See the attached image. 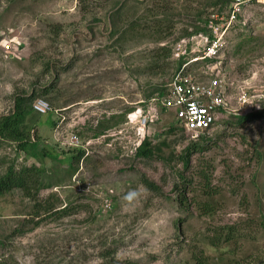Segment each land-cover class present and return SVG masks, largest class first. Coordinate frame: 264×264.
<instances>
[{"label": "rangeland", "instance_id": "374dc122", "mask_svg": "<svg viewBox=\"0 0 264 264\" xmlns=\"http://www.w3.org/2000/svg\"><path fill=\"white\" fill-rule=\"evenodd\" d=\"M230 7L0 0V121L22 104L29 142L0 130V176L35 165L48 184L0 195V264L264 263V0L243 3L203 57ZM183 67L223 79L230 99L198 137L161 102ZM145 138L153 156L137 155Z\"/></svg>", "mask_w": 264, "mask_h": 264}, {"label": "built area", "instance_id": "2783aa9c", "mask_svg": "<svg viewBox=\"0 0 264 264\" xmlns=\"http://www.w3.org/2000/svg\"><path fill=\"white\" fill-rule=\"evenodd\" d=\"M247 0H230L231 7L227 16H216V20H210L208 24L209 31L212 35H203L204 39L209 42V47L203 57L215 55L223 44L224 34L229 28V24L238 16L243 3ZM7 49H11V44H5ZM187 70V69H186ZM162 106L174 111V116L178 123L192 137H198L207 132H211L218 124L220 116L227 112L229 107V96L227 95V86L223 79L211 77L208 80H197L192 75L185 72L183 67L173 78L168 89V93L163 98ZM36 111L46 114L51 110L49 104L39 99L35 102ZM156 110L150 107L149 113ZM143 109L138 107L128 116L130 119L134 115H142ZM145 114L144 124L149 120L154 121L150 114ZM79 140L78 136H72V143ZM264 264V263H263Z\"/></svg>", "mask_w": 264, "mask_h": 264}, {"label": "trees", "instance_id": "16d2710c", "mask_svg": "<svg viewBox=\"0 0 264 264\" xmlns=\"http://www.w3.org/2000/svg\"><path fill=\"white\" fill-rule=\"evenodd\" d=\"M203 29L206 30L205 27ZM16 107V111L13 114L2 118V120L0 121V130L2 133H4V135L7 134L9 138L19 141V146L21 150H26V146L29 145V142H25L22 139V134L20 130V123L23 119V114L26 109L24 107L22 108V104H17ZM245 118H247V116H245ZM175 119L178 122L176 117ZM186 152L187 154L183 155V159L184 163L188 165L191 147H188L186 149ZM154 153L155 150L153 148L152 142L149 140V138H145L142 144L137 149V155L141 157H150L153 156ZM147 185H149V187L151 188L154 187V184L149 182H147ZM35 186H48L43 171L35 165L24 166L19 169L11 167L4 175L0 176V195L9 192L15 188H20L30 192Z\"/></svg>", "mask_w": 264, "mask_h": 264}]
</instances>
